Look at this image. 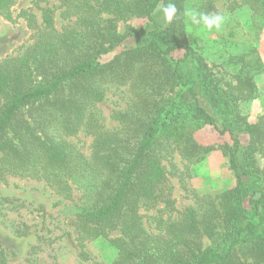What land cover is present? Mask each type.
<instances>
[{
  "label": "trees",
  "instance_id": "trees-1",
  "mask_svg": "<svg viewBox=\"0 0 264 264\" xmlns=\"http://www.w3.org/2000/svg\"><path fill=\"white\" fill-rule=\"evenodd\" d=\"M16 1L0 0V13ZM60 1L68 20L61 30L45 9L33 42L0 60V181H45L69 200L80 190L85 207L74 223L84 260L86 242L105 238L118 250L112 264H264V116L250 122L238 106L257 92L253 72L264 65L256 49L250 54L257 57H234L237 71L226 78L189 42L185 0ZM169 4L177 9L172 22L160 18ZM243 6L260 34L264 0H235L232 10ZM196 11L202 26V16L218 15L215 0H202ZM131 18L148 21L127 34L140 35L141 44L107 58L126 39L119 21ZM249 34L259 35L236 22L221 38L247 43ZM113 86H127L131 100L114 111L118 126L110 128L97 105ZM207 126L229 141L200 144L196 133ZM81 132L93 139L90 156L71 140ZM174 150L190 162L221 150L236 185L177 210L163 165ZM143 210L160 213L149 215L154 231ZM0 264H10L1 244Z\"/></svg>",
  "mask_w": 264,
  "mask_h": 264
},
{
  "label": "rangeland",
  "instance_id": "rangeland-1",
  "mask_svg": "<svg viewBox=\"0 0 264 264\" xmlns=\"http://www.w3.org/2000/svg\"><path fill=\"white\" fill-rule=\"evenodd\" d=\"M201 2L202 0H185V23L189 42L193 43L192 47L204 57L210 68L215 72L226 73V78L233 77L238 65L231 60L243 54L257 57L250 54L253 48L264 65V29L260 34L258 30V33L252 30L254 26L248 7L243 6L233 12L235 0H215L222 22L219 29H209L193 21V17L198 20L196 8ZM45 9L51 11L58 30L68 22L62 16L65 8L60 0H17L7 11L0 13V60L15 55L23 45L33 42V36L44 27ZM160 18L164 20L165 16ZM236 22L243 23L249 33L251 31L259 35L254 38L249 34L250 41L247 43L223 40L221 36L225 30ZM147 24L146 19L139 18L119 21V33L126 35V39L107 58L141 44L140 35L127 34L130 27L140 30ZM183 53H174V58L182 57ZM193 65L192 62L189 63V66ZM253 76L257 85L256 95L250 100L239 102L238 106L242 116L247 117L250 122H257L264 116V69L253 72ZM130 100L131 92L127 86L110 88L105 101L97 105V110L108 127L118 126L112 115L116 110H124ZM196 139L202 145L218 146L228 142L229 136L219 134L213 127L207 126L196 133ZM71 140L86 156H90L93 141L91 136L81 132ZM163 165L168 176L166 192L175 200L179 211L198 206V197H215L237 183L229 157L223 155L221 150L213 151L200 162H190L178 151H170L163 159ZM4 198L13 202H5ZM84 207L85 200L80 190H76L74 198L69 200L57 194L45 181L14 176L7 177L4 182L0 181V244L6 250L10 264H112L118 250L105 238L86 242L90 259L80 257L74 222L76 214ZM161 207L164 205L158 208ZM142 212L146 214V226L154 231L156 223L149 215L156 216L160 213L157 210ZM163 215L164 218L168 217L167 213ZM111 235L117 236L118 232H112ZM205 242L207 246L212 245L211 240Z\"/></svg>",
  "mask_w": 264,
  "mask_h": 264
},
{
  "label": "clouds",
  "instance_id": "clouds-1",
  "mask_svg": "<svg viewBox=\"0 0 264 264\" xmlns=\"http://www.w3.org/2000/svg\"><path fill=\"white\" fill-rule=\"evenodd\" d=\"M176 11L177 9L175 4H169L166 8L163 9L165 18L168 22H172ZM201 19L203 20L204 25L209 29H212L213 27L219 29L222 22V17L219 15H215V16L205 15L202 16ZM193 21L199 23V20H196L195 17H193Z\"/></svg>",
  "mask_w": 264,
  "mask_h": 264
}]
</instances>
